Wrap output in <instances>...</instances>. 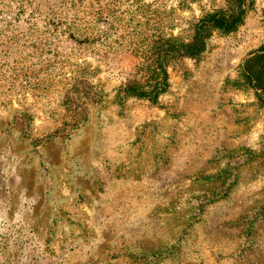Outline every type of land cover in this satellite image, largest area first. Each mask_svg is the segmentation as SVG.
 I'll list each match as a JSON object with an SVG mask.
<instances>
[{
	"label": "rangeland",
	"instance_id": "obj_1",
	"mask_svg": "<svg viewBox=\"0 0 264 264\" xmlns=\"http://www.w3.org/2000/svg\"><path fill=\"white\" fill-rule=\"evenodd\" d=\"M215 12L241 23L126 94ZM263 44L264 0H0V264H264Z\"/></svg>",
	"mask_w": 264,
	"mask_h": 264
},
{
	"label": "trees",
	"instance_id": "obj_2",
	"mask_svg": "<svg viewBox=\"0 0 264 264\" xmlns=\"http://www.w3.org/2000/svg\"><path fill=\"white\" fill-rule=\"evenodd\" d=\"M240 23V15L226 16L221 12H215L199 19L188 42L177 38H158L150 41L148 48L152 70L147 77L146 85H128L124 91L128 95L155 102L158 96L168 89L166 64L169 60L200 56L205 50V32L208 28L228 34ZM240 71L245 85L254 92L260 107L264 109V44L244 58Z\"/></svg>",
	"mask_w": 264,
	"mask_h": 264
}]
</instances>
